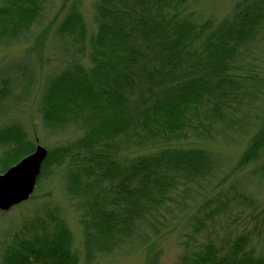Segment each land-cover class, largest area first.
<instances>
[{
    "label": "trees",
    "instance_id": "obj_1",
    "mask_svg": "<svg viewBox=\"0 0 264 264\" xmlns=\"http://www.w3.org/2000/svg\"><path fill=\"white\" fill-rule=\"evenodd\" d=\"M231 3L93 0L90 27L84 0H0V48H26L0 63V174L40 143L12 118L26 105L72 135L45 146L0 264H107L171 230L176 264H264V0ZM56 178L79 247L42 194Z\"/></svg>",
    "mask_w": 264,
    "mask_h": 264
},
{
    "label": "rangeland",
    "instance_id": "obj_2",
    "mask_svg": "<svg viewBox=\"0 0 264 264\" xmlns=\"http://www.w3.org/2000/svg\"><path fill=\"white\" fill-rule=\"evenodd\" d=\"M85 7L87 9V22L91 23V18L93 16L92 10V2L93 0H84ZM234 0H209L212 4V13L211 15H215L218 18H223V16L227 15L231 10L228 9L232 6ZM91 27V24H90ZM26 51L25 47H12V48H0V63L5 64L11 61H14L18 58H21L24 52ZM13 119H20L24 122L28 134L31 138L36 140L38 138L40 143L43 146H56L58 144L66 143L68 140L72 139V135H66L62 137L51 136L49 133L44 132L41 129V122L35 114L34 104L26 105L25 108L21 109L20 112L16 113L12 117ZM74 138V137H73ZM243 145L226 148L227 152L230 154H240L243 151ZM225 149V148H224ZM223 149V150H224ZM51 194V201L59 203L61 206H65L68 211V220L72 231L74 232V236L76 239V246L79 247L82 239V232L80 225L78 223V216L76 212L68 207L65 201L62 198L61 193V185L58 183L56 178L55 181L51 182L46 186V191L44 193ZM260 204V211H264V189L260 193L258 197V205ZM28 210V208H23L19 210L18 207H15L11 211L7 213L0 212V238L4 236V231L10 227V224L13 221H20V219L16 220L17 215H20L21 211ZM236 208L233 210L235 212ZM243 211H238V213ZM12 214V215H11ZM245 225H249V221L245 222ZM264 233V226L261 227ZM179 236L175 230H171L164 235H162L153 245L152 248L148 250H144L134 256L124 258V259H116L106 262L107 264H176L179 255L181 252L179 246ZM258 247L261 251L264 252V234L262 235V239L258 241Z\"/></svg>",
    "mask_w": 264,
    "mask_h": 264
},
{
    "label": "water",
    "instance_id": "obj_3",
    "mask_svg": "<svg viewBox=\"0 0 264 264\" xmlns=\"http://www.w3.org/2000/svg\"><path fill=\"white\" fill-rule=\"evenodd\" d=\"M48 153L39 143L33 153L0 174V212L11 211L34 195Z\"/></svg>",
    "mask_w": 264,
    "mask_h": 264
}]
</instances>
